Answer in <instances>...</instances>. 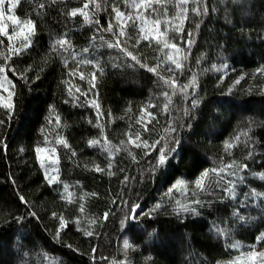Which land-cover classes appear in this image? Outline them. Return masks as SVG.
<instances>
[{
	"label": "trees",
	"instance_id": "trees-1",
	"mask_svg": "<svg viewBox=\"0 0 264 264\" xmlns=\"http://www.w3.org/2000/svg\"><path fill=\"white\" fill-rule=\"evenodd\" d=\"M97 2L88 22L69 15L87 0H20L15 15L35 22L30 45L12 53L0 36V67L14 84L11 109L0 102V264H119L125 239L129 264H231L236 243L264 248V0H204L201 16L189 3L182 32L165 23L176 0L168 17L153 5L145 14L161 21L159 43L132 25L119 35L112 9L131 0ZM189 32L176 70L163 41L184 48ZM60 39L70 46L54 51ZM142 64L172 68L158 72L176 79L175 94ZM137 132L148 147L127 144ZM105 138L126 150L110 153ZM49 147L60 161L53 186L37 160ZM204 173L203 191L169 190Z\"/></svg>",
	"mask_w": 264,
	"mask_h": 264
},
{
	"label": "snow or ice",
	"instance_id": "snow-or-ice-1",
	"mask_svg": "<svg viewBox=\"0 0 264 264\" xmlns=\"http://www.w3.org/2000/svg\"><path fill=\"white\" fill-rule=\"evenodd\" d=\"M126 4L128 3V0H125ZM20 3V0H9V8L8 11L12 12L13 9H15L17 7V5ZM169 3V0H131V7L136 11V16L135 19H133L132 14H126L125 12L121 11L119 8H113V12L115 13V18L117 19V21L119 22L118 27H119V35L120 36H124L125 33V27H126V23L127 21H132V24L134 27H136V20H141L142 23L138 26L139 27V31L142 34L140 36V39L143 40H149L150 38L152 39H157V42L159 43V39L157 36H154L152 34V32L146 31L144 25L148 22V17L144 16L143 13L140 11L141 9H143L144 11H148L149 9H151V12L155 13L158 11V9L156 7H153V5H160L161 9H162V15H164L165 17H168V8L166 7V5ZM189 3H191L193 6L191 8V11L197 15V16H201V15H205L208 12V7L207 5L204 3V0H176L174 7L178 8L179 11L175 12L169 19H167L165 21V23L172 28L173 31L176 32H182L183 31V23L184 21L187 19V13L189 11L188 7H186V5H188ZM5 4V0H0V18H3L4 16V11H3V7ZM89 5H94L95 8H100L101 5L97 2V0H87V3H84L83 8L80 9H73L69 15L71 16H76L77 14L83 15L85 20L88 22H92L89 16V13L87 11H85V9L89 8ZM40 8H44L45 5L40 4L39 6ZM175 21H179V24H176ZM14 23L20 24L21 28L20 31L17 32L16 29H13V36H19L21 34L24 33L25 29H27L26 34H23V42L20 45V47L17 48H13L10 47L9 51H15L16 54H19L20 50L22 48H27L29 46L30 43V37L31 35L35 34V22L31 19H25L23 21H19L14 19L13 20ZM98 23V21H96ZM161 21L159 18H154L152 20V25H153V29H158L159 25H160ZM197 27H199V25H196ZM113 24L109 23L108 28L105 29V31H111L113 29ZM0 34H7L5 32L4 27L0 26ZM166 34V32H160L159 36H164ZM13 37L9 36V40H11ZM139 42V41H137ZM193 40H192V33L189 32L188 33V39L185 41V47L182 48L178 43H171L169 40H164L163 44L165 48H171L174 50V52L172 54L167 55V60L171 62L172 65L175 66L176 70H181L184 65L182 63L183 60L187 59V48L191 46ZM121 45V41L119 39H117L115 44H109V47H120ZM57 46H59L60 48H64L65 46H70L69 42L67 40L64 39H60L57 40L55 42V44L53 45V50L55 51L57 49ZM87 51V50H85ZM121 51H125L126 54L128 56H130L133 60H137L136 56H134L131 52H127L126 49L121 48ZM137 62L139 63V61L137 60ZM83 63H88L91 64L92 61L88 60V61H83ZM142 67H147V70L149 72H152L153 74H157L159 76V78L166 84L168 85L170 88H172L173 94H175V90L177 88V82L176 79L174 77H168L165 78L163 75H160V72H158V69L162 72V71H166V72H171L173 71L172 68L168 67V68H164L161 69L160 68V64H157L155 66H147V65H141ZM101 74H102V69L100 70ZM0 72H4V68L0 67ZM23 78V77H22ZM83 75H81V79H83ZM93 80L95 79V75H93ZM6 79V78H5ZM194 83V81H193ZM191 85H184L181 86L179 88V90L181 92H185L187 90L188 87H190ZM77 91H79V89H77ZM11 93L9 94V99L11 98ZM164 96L166 98H168V103H166L164 105V109L167 110L168 109V104L171 103V99L169 97V93L165 92ZM95 103V102H93ZM195 101H193V106H195ZM6 107H8L9 109H11L12 105L9 103L7 105H5ZM99 106L97 105V108ZM149 116H152L151 113H148ZM153 119H155V117H152ZM0 123H2V121H0ZM145 131H148L149 129L147 128V126L145 125L144 127ZM133 135L135 136V138L133 139ZM126 136L128 137L127 140V144H132L135 147H140L141 145L148 147L149 145H147L146 141H143L139 135V133H126ZM106 140V150H108L111 153L112 148H115L116 152L122 151V150H126V144L124 141L121 142V145H124V147H120V146H111L110 141H107V138H105ZM62 143L65 144L66 147H68L66 141H61ZM99 143V141H89L90 145L93 144H97ZM226 148L231 147V144H226L225 145ZM43 151V149H37V152H41ZM129 155H132V153L129 151L128 153ZM73 155H75V153L73 152ZM165 158H166V154H161L159 157V163L163 164L165 162ZM133 159H135V157L133 156ZM42 167L44 166L43 164L41 165ZM231 167V165L229 166ZM246 167V166H244ZM97 171H102V169H100L98 166L96 168ZM113 173L109 172V175H112ZM46 176L48 177V182L49 184H52L54 182L58 181V177L55 175H50L47 170H46ZM208 173H204L202 175V177L196 181V186L197 188H199L200 190H204V180L207 178ZM264 178V177H262ZM65 193H68V187L65 186ZM71 193H68V198H69V202H71ZM21 199L23 200V197H21ZM184 211H188L189 209L184 208ZM81 211H83V205H81ZM194 211V209L192 210ZM60 220V227L61 229H63L66 226L67 221L65 220V218L63 216L59 217ZM90 223H95V221H90ZM86 235H92L91 231H86L85 232ZM261 241H264V233H262L259 237H257V244H259ZM232 247L235 248H239L238 244H234L232 245ZM241 261L244 262V264H264V248H262L260 251L256 250V245H250L249 246V250L247 252L241 253V255L239 257H237L233 262H231V264H241Z\"/></svg>",
	"mask_w": 264,
	"mask_h": 264
},
{
	"label": "rangeland",
	"instance_id": "rangeland-1",
	"mask_svg": "<svg viewBox=\"0 0 264 264\" xmlns=\"http://www.w3.org/2000/svg\"><path fill=\"white\" fill-rule=\"evenodd\" d=\"M9 0H5V4L3 7V11H4V16L3 18H0V26L4 27L5 32L7 34H0L1 37L6 38L9 41L10 47L13 48H17L20 47V45L23 42V34H26L27 29H25L24 33L19 35V36H13V29H16L17 32L20 31L21 25L14 23L13 20H19V21H23L21 19H19L14 12V9L12 10V12L8 11L9 8ZM121 11L125 12L126 14H132L133 19H135L136 16V11L131 7V4H129L127 7H125L123 10L121 9ZM144 16L148 17V22L144 25L146 31L152 32V34L154 36H157L158 39H161L162 36H159V33L161 32L160 27H158V29H153V25H152V18H150L148 16V14H145V11L143 9L140 10ZM136 27L133 26L132 21H127L126 23V27L125 29L129 26L132 25L133 28L135 29L136 33L141 36L142 34L139 31V25L142 23L141 20H136ZM9 36H12L13 38L11 40H9ZM32 36V35H31ZM152 39V38H150ZM157 40V39H154ZM30 41H31V37H30ZM30 45V43H29ZM27 48H22L20 50L19 53H21L22 51L26 50ZM12 53H15V51H12ZM4 68V67H3ZM6 78V79H5ZM11 95V98L9 99V94ZM13 98H14V84L13 81L8 77V75L5 72V68H4V72H0V102L3 106L7 105V104H13ZM6 107V106H5ZM43 151L41 152H37V160L39 163L40 168L42 169L43 173H44V177L48 182V177L46 176V170L50 175H55L58 177V181L54 182L52 184H49L51 186L57 184L59 182L60 179V161H59V157H58V152L55 148L53 147H49V148H42ZM44 165L43 167L41 165ZM197 188L196 186V182L194 183H189L186 182L184 180H178L176 183H174L169 190L173 191V190H189V189H194ZM239 245V248H235V247H230V250L232 251V260L230 261L233 262L237 257H239L241 255V253L247 252L249 250V246L250 245H246V244H242V243H236ZM123 249H124V255L125 258L119 263V264H129L130 261L132 260V250L133 247L131 246L129 240L125 239L123 242ZM262 248L258 247L256 245V250L260 251ZM241 264H244L243 261H241Z\"/></svg>",
	"mask_w": 264,
	"mask_h": 264
}]
</instances>
